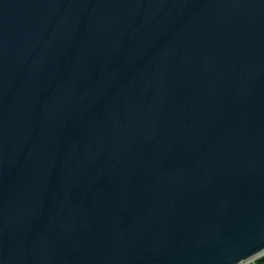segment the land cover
<instances>
[{
    "label": "water",
    "instance_id": "water-1",
    "mask_svg": "<svg viewBox=\"0 0 264 264\" xmlns=\"http://www.w3.org/2000/svg\"><path fill=\"white\" fill-rule=\"evenodd\" d=\"M264 253V0H0V264Z\"/></svg>",
    "mask_w": 264,
    "mask_h": 264
},
{
    "label": "rangeland",
    "instance_id": "rangeland-1",
    "mask_svg": "<svg viewBox=\"0 0 264 264\" xmlns=\"http://www.w3.org/2000/svg\"><path fill=\"white\" fill-rule=\"evenodd\" d=\"M262 256H264V253H262V254H260V255H258V256H255V257H253V258H251V259H249V260H247V261H245V262H243V263H241V264H253V262H254L256 259H258V258H260V257H262Z\"/></svg>",
    "mask_w": 264,
    "mask_h": 264
},
{
    "label": "trees",
    "instance_id": "trees-1",
    "mask_svg": "<svg viewBox=\"0 0 264 264\" xmlns=\"http://www.w3.org/2000/svg\"><path fill=\"white\" fill-rule=\"evenodd\" d=\"M253 264H264V256L256 259Z\"/></svg>",
    "mask_w": 264,
    "mask_h": 264
}]
</instances>
